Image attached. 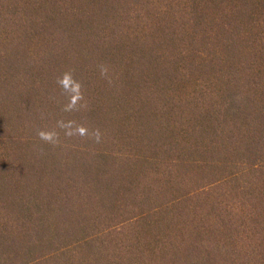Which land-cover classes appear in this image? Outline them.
<instances>
[{
  "label": "trees",
  "instance_id": "trees-1",
  "mask_svg": "<svg viewBox=\"0 0 264 264\" xmlns=\"http://www.w3.org/2000/svg\"><path fill=\"white\" fill-rule=\"evenodd\" d=\"M0 264H264V0H0Z\"/></svg>",
  "mask_w": 264,
  "mask_h": 264
},
{
  "label": "clouds",
  "instance_id": "clouds-1",
  "mask_svg": "<svg viewBox=\"0 0 264 264\" xmlns=\"http://www.w3.org/2000/svg\"><path fill=\"white\" fill-rule=\"evenodd\" d=\"M58 84H60L66 91L72 92V93H79L80 84L76 81H74L71 72H65L61 78L57 81ZM79 98V97H77ZM75 100H72L68 106H66L65 110H71L72 107H74ZM61 127H66L62 122L60 124ZM80 134H84L83 129H79ZM67 135H71V132L66 133ZM38 136L41 140L49 143H56L57 142V134L54 131H45L41 130L38 132ZM97 139H99V135L97 134Z\"/></svg>",
  "mask_w": 264,
  "mask_h": 264
}]
</instances>
